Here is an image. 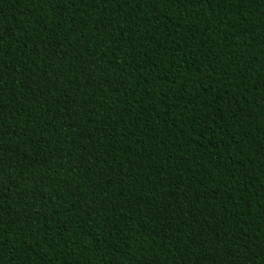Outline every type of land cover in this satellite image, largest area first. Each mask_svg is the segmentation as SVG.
I'll return each mask as SVG.
<instances>
[{"label": "trees", "instance_id": "obj_1", "mask_svg": "<svg viewBox=\"0 0 264 264\" xmlns=\"http://www.w3.org/2000/svg\"><path fill=\"white\" fill-rule=\"evenodd\" d=\"M0 264H264V0H0Z\"/></svg>", "mask_w": 264, "mask_h": 264}]
</instances>
